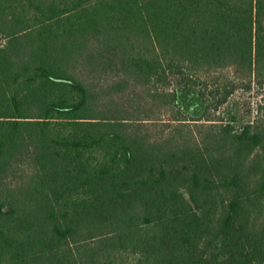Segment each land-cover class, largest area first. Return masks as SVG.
I'll return each mask as SVG.
<instances>
[{
	"label": "trees",
	"instance_id": "obj_1",
	"mask_svg": "<svg viewBox=\"0 0 264 264\" xmlns=\"http://www.w3.org/2000/svg\"><path fill=\"white\" fill-rule=\"evenodd\" d=\"M0 264H264V0H0Z\"/></svg>",
	"mask_w": 264,
	"mask_h": 264
},
{
	"label": "rangeland",
	"instance_id": "obj_2",
	"mask_svg": "<svg viewBox=\"0 0 264 264\" xmlns=\"http://www.w3.org/2000/svg\"><path fill=\"white\" fill-rule=\"evenodd\" d=\"M253 93H254V91H253ZM243 95L246 97L247 96V94H245V93H243Z\"/></svg>",
	"mask_w": 264,
	"mask_h": 264
}]
</instances>
